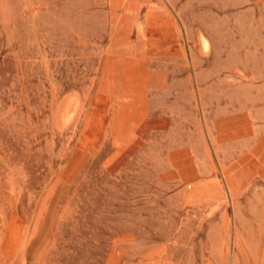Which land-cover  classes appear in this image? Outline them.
<instances>
[{"label": "rangeland", "instance_id": "1", "mask_svg": "<svg viewBox=\"0 0 264 264\" xmlns=\"http://www.w3.org/2000/svg\"><path fill=\"white\" fill-rule=\"evenodd\" d=\"M252 89L264 0H0V264H264Z\"/></svg>", "mask_w": 264, "mask_h": 264}, {"label": "bare ground", "instance_id": "2", "mask_svg": "<svg viewBox=\"0 0 264 264\" xmlns=\"http://www.w3.org/2000/svg\"><path fill=\"white\" fill-rule=\"evenodd\" d=\"M248 109L250 116L248 118V121L246 122V126L248 128V136H250L251 143L250 151L249 153L247 152L248 163L251 166L250 169L253 168L257 170L259 167V161L257 160L258 158H256L258 156L257 150L259 149V147L264 146V119L260 118L259 115H264V111L260 109L259 94L254 89H252L250 92ZM256 139H259L258 144L254 143V140Z\"/></svg>", "mask_w": 264, "mask_h": 264}, {"label": "crops", "instance_id": "3", "mask_svg": "<svg viewBox=\"0 0 264 264\" xmlns=\"http://www.w3.org/2000/svg\"><path fill=\"white\" fill-rule=\"evenodd\" d=\"M213 120H215V119H213ZM212 121H211V131H212L211 135H212L213 138H217L218 136L215 135V133H216V130H217L218 127L214 128L213 125H212ZM235 130H237V129H235Z\"/></svg>", "mask_w": 264, "mask_h": 264}]
</instances>
